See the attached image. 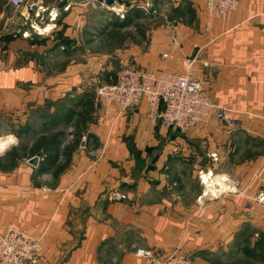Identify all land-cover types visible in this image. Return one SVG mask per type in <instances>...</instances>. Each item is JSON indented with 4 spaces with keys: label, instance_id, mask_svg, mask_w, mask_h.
I'll list each match as a JSON object with an SVG mask.
<instances>
[{
    "label": "crops",
    "instance_id": "0c3cea01",
    "mask_svg": "<svg viewBox=\"0 0 264 264\" xmlns=\"http://www.w3.org/2000/svg\"><path fill=\"white\" fill-rule=\"evenodd\" d=\"M139 2L112 19L104 1L42 0L44 16L25 18L0 0V138L14 139L0 152V227L37 238L42 264H142L137 247L215 264L263 253L264 206L246 203L264 175V0L224 16L207 0ZM126 64L190 68L239 127L165 128L145 100L95 107Z\"/></svg>",
    "mask_w": 264,
    "mask_h": 264
},
{
    "label": "built area",
    "instance_id": "2783aa9c",
    "mask_svg": "<svg viewBox=\"0 0 264 264\" xmlns=\"http://www.w3.org/2000/svg\"><path fill=\"white\" fill-rule=\"evenodd\" d=\"M9 1L16 8H25V18H29V14L39 18L44 16L46 8L42 0ZM120 3L121 0H113L108 8L117 10ZM237 4L238 0H207L208 11L221 16L226 15ZM55 16L56 13L51 14L50 18ZM94 99L95 107L116 103L122 111L145 100L149 105V115L153 123L159 120L163 127L181 131L189 130L209 116L233 128L240 125V121L229 108L209 99L199 80L191 75L190 68L185 73L154 74L139 67H123L117 73L115 81L98 86ZM87 137L88 133L84 132L82 139ZM261 181V189L247 197L246 207L249 209L256 204L264 206V175ZM228 188L245 195V188L238 190L235 185ZM110 196L116 199L125 197L118 191H113ZM38 242L32 234L14 225L0 227V264H42L41 245ZM134 253L141 259L142 264H195L178 249L160 253L148 247H137Z\"/></svg>",
    "mask_w": 264,
    "mask_h": 264
},
{
    "label": "rangeland",
    "instance_id": "374dc122",
    "mask_svg": "<svg viewBox=\"0 0 264 264\" xmlns=\"http://www.w3.org/2000/svg\"><path fill=\"white\" fill-rule=\"evenodd\" d=\"M139 3H141V2H139V0H121V3L116 7V9L117 10H110L109 9V11L110 12H112L113 14H112V19L114 18V17H124V14L126 15V13L129 11L128 9H130V8H132V7H134V6H138L139 5ZM139 7H142L141 5H139ZM144 10H148V6H144V8H143ZM167 16H169V14H167V15H165V18H167ZM147 17V16H146ZM157 17H160V16H157ZM157 17L155 18L154 16L152 17V20H153V22H152V27H153V29H155L157 26H158V24L160 23V21L157 19ZM168 19V18H167ZM89 47H95L96 45L95 44H93V43H90V44H87ZM122 65V64H121ZM124 68H126V67H135V66H132V65H130V64H126V65H124L123 66ZM123 67H119L118 68V70L120 71L121 69H123ZM140 68V67H139ZM117 70V71H118ZM118 71V72H119ZM44 117H46V113L45 112H42L41 113ZM13 138L11 139V141H9L7 144H6V146L4 147V148H6L7 147V145L8 144H10L11 142H13ZM4 148H2V149H0V152L2 151V150H4ZM23 148V147H22ZM23 150V149H22ZM24 151V150H23ZM25 152H26V150H25ZM248 208V207H247ZM249 209V208H248ZM253 209V208H252ZM252 209H249V210H252ZM253 236V235H252ZM256 242V241H255ZM174 249H172V250H169V252H171V251H173ZM252 252H249L248 251V253H245L246 255L245 256H241L240 257V259H242L241 261H237V262H235V263H232V264H264V252L262 253H260V252H256V250H252V249H250ZM155 251V250H154ZM156 252V251H155ZM184 254H186L190 259H191V261H193V263H195V264H215V262L213 261V255H211V254H209V253H207V254H205V256L202 258L201 257V259L198 257V256H195V257H192L190 254H188V253H185V252H183ZM241 254V253H240ZM238 253H237V257H238ZM209 256L210 257H212V258H210L209 259ZM218 256V258H224L222 255L221 256H219L218 254L215 256V257H217ZM198 259H199V261H198ZM235 258H232L231 260H234ZM221 260H224V259H221Z\"/></svg>",
    "mask_w": 264,
    "mask_h": 264
},
{
    "label": "water",
    "instance_id": "95a60500",
    "mask_svg": "<svg viewBox=\"0 0 264 264\" xmlns=\"http://www.w3.org/2000/svg\"><path fill=\"white\" fill-rule=\"evenodd\" d=\"M98 1H104V3L107 5V6H111L113 4V0H98ZM196 48L193 50L190 58L192 59L196 53ZM28 162H30L31 164H36L38 162V156H32L29 158Z\"/></svg>",
    "mask_w": 264,
    "mask_h": 264
},
{
    "label": "bare ground",
    "instance_id": "6f19581e",
    "mask_svg": "<svg viewBox=\"0 0 264 264\" xmlns=\"http://www.w3.org/2000/svg\"><path fill=\"white\" fill-rule=\"evenodd\" d=\"M9 141H11V136H6V138H0V149L4 148ZM202 181H204L206 183L208 182L206 178H204V179L202 178ZM216 181H218V180H216Z\"/></svg>",
    "mask_w": 264,
    "mask_h": 264
}]
</instances>
